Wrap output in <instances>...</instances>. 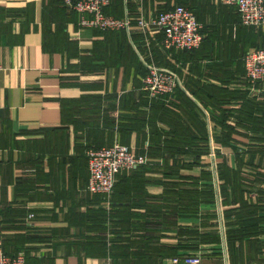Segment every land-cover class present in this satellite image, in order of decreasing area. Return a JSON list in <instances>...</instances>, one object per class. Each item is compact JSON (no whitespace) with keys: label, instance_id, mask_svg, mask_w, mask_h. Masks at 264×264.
<instances>
[{"label":"crops","instance_id":"obj_1","mask_svg":"<svg viewBox=\"0 0 264 264\" xmlns=\"http://www.w3.org/2000/svg\"><path fill=\"white\" fill-rule=\"evenodd\" d=\"M177 5L203 25L195 55L136 26ZM105 13L133 29L109 39L61 0H0V250L25 264H264V81L250 85L243 63L264 27L218 0H112ZM147 65L176 72L193 104L177 111L188 150L166 148L177 133L142 87ZM115 143L148 165L120 173L110 197L86 193L85 148ZM173 184L212 198L177 213Z\"/></svg>","mask_w":264,"mask_h":264},{"label":"built area","instance_id":"obj_2","mask_svg":"<svg viewBox=\"0 0 264 264\" xmlns=\"http://www.w3.org/2000/svg\"><path fill=\"white\" fill-rule=\"evenodd\" d=\"M64 7L78 16V26L92 28L101 32H127L133 29L131 20L108 16L105 10L112 0H62ZM222 6L235 7L245 27H264V0H218ZM136 26L144 32H159L163 35V49L175 52L194 51L203 42V25L196 16L184 6L160 12L155 17L139 19ZM245 77L252 86L264 81V49L250 51L243 60ZM147 74L142 79V87L152 98H164L181 88L176 72L146 66ZM215 154H212L214 156ZM89 179L85 192L90 195L110 197L114 192L117 176L125 171H134L148 165L144 155H138L128 146L115 143L100 149L90 148L86 152ZM33 219L29 214L27 220ZM175 259L173 264H178ZM185 264H201L200 257H185ZM0 264H25L23 253L7 256L0 250Z\"/></svg>","mask_w":264,"mask_h":264},{"label":"trees","instance_id":"obj_3","mask_svg":"<svg viewBox=\"0 0 264 264\" xmlns=\"http://www.w3.org/2000/svg\"><path fill=\"white\" fill-rule=\"evenodd\" d=\"M61 4H62V7L65 8V10L68 13H70V14H76L75 12L70 11L66 7H64L62 0H61ZM195 16H196L197 20L199 21L198 16L196 14H195ZM104 33L106 35H108L106 37H109V39H112V38H122L123 37L122 33H124V32L123 31H120V32H104ZM202 34H204V28L202 30ZM202 44H203V42H202ZM202 44H201V47L199 49H197V50L190 51V52L185 51V52H180V53L181 54H194L195 55V54L199 53L200 50L202 49ZM71 49L72 48H69V50H71ZM244 57H243V60H244ZM92 65H93L92 58H88V59L85 58L81 62V69L82 70L88 69ZM146 74H147V71L146 70L143 71V77H145ZM74 81H76L77 82L76 84L79 87H81V84L77 80H74ZM174 95L176 96V102H177V104L176 103L173 104L172 102H170L172 104L171 105H167V103H165L164 101H166L169 98L174 97ZM220 97L221 96H218L217 99H219ZM221 98L224 99L225 96H222ZM154 100H156L155 101V104H157V106H159L160 104H162V107L159 108V110L156 112V115L159 114L160 115L159 119H161L162 121H165L168 124H170L171 127L173 128V130H175V132L177 133L176 134L177 135V138H178L177 141H172V142L167 141L166 142V144H167L166 145V148L167 149H171V150H172V148H170V147H175V148L184 147L185 150L186 149L187 150L190 149L188 147H191L192 146V144L194 143L192 140H194L196 137H193V135H192V133H193L192 129L190 127H188V126L185 125V122H184L183 118L181 117L180 113H178L177 111L180 112V110H182L185 113V111H186L185 110V107H188L190 109L191 108L193 109V104L191 103V101L186 100L185 99V94L183 92H181L180 90H178V89L174 92L173 95L166 96L164 98L154 99ZM84 101H85L84 99L83 100L81 99L80 101H78V104L81 105V103L84 102ZM70 106H72V103H69V107ZM188 111L189 112H192L193 110H188ZM244 112H243V114H244ZM224 123H225L224 124V127L226 129V134L225 135L230 138V134L231 133H234L236 129H235L234 126H232V123L231 124L229 123V121L228 122L225 121ZM203 134H204V132H203ZM204 137H205V135H204ZM229 138H227V140ZM183 140H185V141L183 142ZM181 142H183V143H181ZM225 143H227V142H225ZM90 148L100 149L101 147L87 146L85 148V150H84L85 159H86V162H87V172H88L86 186H87L88 179H89L88 159H87V156H86V152ZM141 168H144V167H141ZM141 168H139L137 170H134V171H126V172H130V174H134V173H137V171H139ZM173 185L174 186L172 187V190L171 191H168V194H171L172 197L174 198V201L176 203V212L177 213H181V207H185V214H186V213H188L189 209H191L193 207H196L197 205H199L201 203L209 202L210 199L212 198L211 197V194L209 192H207V193L206 192L205 193H200L197 190H187V189L182 190V189H180V187H179L178 184H173ZM195 185H197V182L189 183L188 178H185V186H195ZM177 251H178V248L177 249L174 248V254H176ZM18 252H20V251H17V252H15V254H12V255H8V254H6V255L7 256H14ZM185 257H187V256H185Z\"/></svg>","mask_w":264,"mask_h":264}]
</instances>
